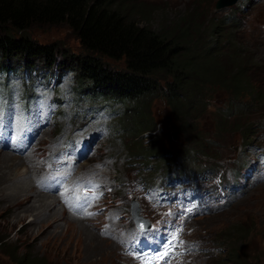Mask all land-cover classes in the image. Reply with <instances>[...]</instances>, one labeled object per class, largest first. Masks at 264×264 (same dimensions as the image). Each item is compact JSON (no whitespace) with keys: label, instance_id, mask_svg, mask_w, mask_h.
<instances>
[{"label":"rangeland","instance_id":"374dc122","mask_svg":"<svg viewBox=\"0 0 264 264\" xmlns=\"http://www.w3.org/2000/svg\"><path fill=\"white\" fill-rule=\"evenodd\" d=\"M138 1L146 3L145 10L152 11L148 24L155 29L159 28L163 22L172 27L176 21L189 14L193 7H195L193 13L197 12L198 8L200 14L196 15V22L201 21L200 23L204 27L201 29L203 30L202 35H205L210 29V22L213 20L221 22L218 31L226 36L220 37V41L210 39L212 41L210 44L216 47L217 58L221 62L222 59L225 61L224 64L229 73L232 62H237L238 59L241 61L248 59L251 62L248 66L251 69L247 72L248 76L251 77V85L255 93L247 91L248 93L245 92L236 96L225 85H222L224 83L221 81L220 85L217 84V80L215 84L207 83L201 94L189 95L192 98L190 103L195 105L196 99H200L203 93L213 91L210 98L212 105L223 108L229 106L233 110L225 115L215 113L213 117L211 114L205 113L202 116L199 113L203 110L202 107L196 105V109L192 110V132L189 133L187 130L185 132L181 129L179 132L184 136H179L174 135L171 131L169 133L171 144L167 147L169 150H177L181 147L183 157L189 158V160L182 158V161L189 166L196 168L214 167L216 170H220L221 176L225 171L232 173L238 181L239 189H242L245 186V172L244 170H235V168L246 166L255 153L261 149L264 150V0H239L235 4L237 6L235 9L232 6L221 10L214 8L217 0ZM238 7L243 12L236 13L235 17L233 10L240 11ZM28 33L40 43H57L64 49L79 53L81 46L79 39L65 24L52 27H32ZM209 38H211L210 35ZM6 66V63L5 65L0 63V83L13 82L9 85L16 89L15 69L9 70ZM54 70L66 72L65 69H59L55 66ZM66 73L71 74L69 77L65 75L60 85L63 84L66 87L69 82L68 78H70L72 98L74 100L83 99L80 88L81 81L76 72L72 70ZM161 86L165 87L163 80ZM211 87L212 90H209ZM257 94L260 95L258 101L256 99ZM88 95L89 92L84 93L85 98ZM86 100L94 102L89 98ZM103 103L102 100H98L94 106L97 108L96 117L90 119L79 131H74L65 137H55L43 133L40 141L34 146V150L41 144L47 154L46 159H54L60 162L77 159L80 164L67 162L64 169L57 172L72 176V182L74 179L76 182L88 180V169L84 166L86 164L82 165V161L86 162L88 168L95 170V180L100 179V182L95 185L105 195L103 172L114 177L118 182L124 181L123 174L128 170H136L140 175L145 172H140V170H144L142 167L146 163V158L140 154V151H137V148L136 151L127 149L118 135L119 130L117 133L114 132L117 114H121L124 109L129 108V105H125V103H121L120 106L111 105L106 107L110 109V112H107L106 108H99ZM131 103L136 102L131 100ZM233 105L237 107L235 108ZM112 108L120 109L116 113L112 111ZM149 110L156 121V128L159 124L168 126L171 123L170 125H174V119H171L169 114L171 109L163 97L156 96L150 103ZM198 115H200L197 119L200 121L201 127L196 120ZM64 119L61 117L59 120L64 121ZM146 132L144 130L142 136ZM197 136H199L198 140ZM248 143L253 144V147H248ZM82 145L89 146L90 150ZM1 153L7 152L0 151V155ZM133 154H137L138 157L133 156ZM171 156L172 159L176 157ZM31 160L32 158L18 166L19 175L16 174V170L9 169L8 163L0 162V232L2 231L7 236L5 238L6 245H0V264H17L4 255L9 252L13 258L18 260V264H25L24 260L29 251V259H32L36 264L44 263L42 257L47 258L50 261L49 264H121L119 247L114 242L103 239L99 235L100 230L95 227L98 221L94 223L93 216L88 214V205H95L100 201L101 195L98 197L96 191L89 190L86 204L81 206L79 212V207L73 197L67 199L66 209L60 204L58 205L57 202L54 203L56 206L54 210H60L61 215H58L53 224L42 232H40L42 226L38 224V221L47 222L48 219L40 217L32 221L33 215L28 211L32 203H26L24 206L15 204L14 193L17 192L19 184L22 183L21 177L23 176L21 175L28 172L25 170L30 171L25 176L30 174L32 185L38 195L35 197L36 199L43 194L51 196V199L52 197L56 198L57 201L59 199L55 197V193L50 188L43 185L44 181L41 180L45 179L44 176L40 177L41 180L38 177L33 178L31 170L37 165ZM120 160L137 162V165L127 166L125 162ZM181 171L184 172L185 177L189 178L188 187L193 192L192 198L188 202L189 205L186 206L188 210L192 209L190 213L198 211L197 215H201L203 211L199 210L205 208L207 203L214 202L218 206L224 200V194L222 195L218 189V178L214 180L215 187L212 188L205 181L201 170ZM19 176L21 177L19 178ZM67 176L62 179L59 177L58 186L67 181ZM36 182L42 186L36 187ZM182 202L183 200L180 201V204ZM23 209H25L26 212L24 213H27V216L15 223V217ZM47 213L50 214L51 209H48ZM83 226L87 227L88 230L82 232ZM27 228L31 229L30 233L26 231ZM190 229H193L194 235L204 245L215 247L212 255H204L197 264H224L225 256L230 254L233 246L239 248L240 253L244 252L251 261L264 264V184L254 187L228 207L225 204L221 211L218 210L214 214L194 218ZM239 230L241 231L240 234H238ZM75 242H77L76 245H74ZM11 247L13 249L15 247L14 253L11 252ZM20 256H24L23 261L21 258L19 259Z\"/></svg>","mask_w":264,"mask_h":264},{"label":"trees","instance_id":"16d2710c","mask_svg":"<svg viewBox=\"0 0 264 264\" xmlns=\"http://www.w3.org/2000/svg\"><path fill=\"white\" fill-rule=\"evenodd\" d=\"M146 7V3L138 0H0V63L30 74L54 71V66L74 70L81 81L83 99L129 101V108L118 116L114 131L119 130L127 149L136 151L137 148L140 154L161 157L171 165L174 159L171 155L179 156L181 152L167 148L171 144L170 130L175 135L181 129L191 133L192 110L196 105L203 109L201 97L212 91L203 93L195 105L190 103L189 95L201 94L207 83L217 81L236 96L247 91L255 93L247 72L251 62L238 59L230 64L229 73L225 61L218 60L216 47L210 44L211 40L220 41V37L226 36L218 31L221 22H210V29L202 35L204 27L201 21L196 22L198 8L193 13V7L172 27L163 22L155 29L148 24L152 11L145 10ZM142 20L146 22L141 23ZM59 24H65L79 39V53L57 43H40L28 33L32 27ZM41 78V74H31L27 80ZM162 80L165 87L161 86ZM86 92L89 95L85 98ZM153 95V99L159 95L166 99L174 127L169 123L156 128L149 110ZM203 112L204 109L199 111L200 115ZM144 130L149 134L148 139L142 136ZM6 237L1 231L0 245H6ZM14 249L11 247L12 253ZM4 255L18 264L10 252ZM29 257L30 251L25 260L24 256L19 259L25 264H36ZM42 259L44 263L38 264L50 263L47 258ZM226 261L227 264H257L234 246L225 256L224 264Z\"/></svg>","mask_w":264,"mask_h":264},{"label":"bare ground","instance_id":"6f19581e","mask_svg":"<svg viewBox=\"0 0 264 264\" xmlns=\"http://www.w3.org/2000/svg\"><path fill=\"white\" fill-rule=\"evenodd\" d=\"M178 135L183 136V134L180 132ZM3 160H5V161H3ZM0 162L8 163L9 169L10 170H16L17 171L16 174L19 173L18 172V166L21 163H23L22 159L15 157L9 153H1ZM25 174H27V173H25ZM25 174L21 175L23 177L19 176V178L21 177L22 183H20L19 186L17 187V192L14 193V199L16 200L15 204L24 206L26 203L31 202L32 204H31V207L28 211H30L31 215H33L32 221L37 220L40 217H42V218L45 217L48 219L47 222L38 221V224H41V226H42V229L40 230V232H42L44 229L50 227L53 224V221L57 219L58 215H61L60 210H54V208L56 207V206H54V203L57 202L58 205L60 204V206H62L64 209H66V206L68 205V201H67V203L64 202V196L58 195V193L55 190L54 185L52 186V185H45V184H43V185L46 186L47 188H50L55 193L54 194L55 197L59 198L58 201L56 200V198H53V197L51 199V196H48L46 194L40 195L39 196L40 198L36 199L35 197H38V195L34 189V186L32 185L30 174H28L26 176H25ZM54 176L57 178L60 177L62 179L64 176H67V175H63V173H59V174L56 173V174H54ZM44 177L46 178V176H44ZM71 177L72 176H67V181L62 182V184L59 185L60 187H62L64 189L65 194L68 191L67 185L76 183L75 179H74V182L71 181ZM38 179H40V177H38ZM44 180H41V181L43 182ZM35 186L38 187V186H42V185L40 183L36 182ZM48 209H51L50 214L47 213ZM24 210L25 209H23L21 211L23 213L20 212L15 217V220H14L15 223L18 220H21L23 217L27 216V213H24V212H26ZM83 230H88V228L83 226L82 232H83ZM26 231L28 233H30L31 229L27 228ZM76 243L77 242H75L74 245H76ZM68 246H69V243H68Z\"/></svg>","mask_w":264,"mask_h":264},{"label":"water","instance_id":"95a60500","mask_svg":"<svg viewBox=\"0 0 264 264\" xmlns=\"http://www.w3.org/2000/svg\"><path fill=\"white\" fill-rule=\"evenodd\" d=\"M237 0H217L214 4V7L216 9H220L225 6H230L234 4Z\"/></svg>","mask_w":264,"mask_h":264},{"label":"snow or ice","instance_id":"6c2138e0","mask_svg":"<svg viewBox=\"0 0 264 264\" xmlns=\"http://www.w3.org/2000/svg\"><path fill=\"white\" fill-rule=\"evenodd\" d=\"M89 215H91V213H89ZM141 228H143V225H141ZM179 231H182V229L178 230V232H179ZM178 232H177L175 235H173V237H172V240H173V241H175V240L177 239ZM181 243H183V242L181 241ZM173 246H174V245L172 244L171 241L166 242V245H165V251H164L163 255H164V256H167L169 250H170Z\"/></svg>","mask_w":264,"mask_h":264}]
</instances>
